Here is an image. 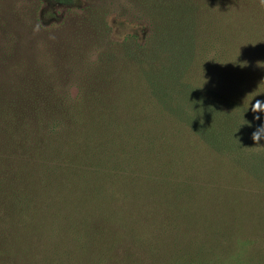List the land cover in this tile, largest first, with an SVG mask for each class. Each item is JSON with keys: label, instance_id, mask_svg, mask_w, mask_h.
<instances>
[{"label": "rangeland", "instance_id": "1", "mask_svg": "<svg viewBox=\"0 0 264 264\" xmlns=\"http://www.w3.org/2000/svg\"><path fill=\"white\" fill-rule=\"evenodd\" d=\"M158 3L0 0V100L43 66L66 106L38 165L0 179V264H264V137L212 111L264 107V25L225 11L212 34L157 35Z\"/></svg>", "mask_w": 264, "mask_h": 264}, {"label": "trees", "instance_id": "2", "mask_svg": "<svg viewBox=\"0 0 264 264\" xmlns=\"http://www.w3.org/2000/svg\"><path fill=\"white\" fill-rule=\"evenodd\" d=\"M60 1L67 3L69 0ZM230 2H232V6ZM233 6L234 8L240 6V11L234 10ZM149 10L153 12L154 16H159L160 18L159 24H154L152 29L157 35L167 37L177 32L181 33L183 36L186 31H188L187 34L192 37V40L201 34H212L216 27V18L220 13L225 11H232L235 16H247L248 21H252L254 25L255 23L259 24V20L261 24L264 25V2H262V0H177V4L171 2V0H159L158 5ZM102 11V13L98 11L96 13L91 12L90 14L94 15L95 20L99 16L101 18V22L98 20L100 22L99 25H102L105 29V20L102 18L105 13L104 10ZM220 31L222 35H225V31L222 27ZM247 33L248 37L251 38L252 32L249 26ZM130 41L133 42L134 39ZM190 42L192 47L188 45L189 41L182 43V53L187 50L194 53L195 44L193 41ZM141 48L145 47L142 46ZM260 55L264 57V52H260ZM260 63H262V61ZM23 65H28V61ZM37 68H43L40 70L41 77H43L42 84H37L33 80V75H30V78H26L28 84H26V82L23 84L20 82L21 84H18L17 91L20 96L19 101L18 99L7 100L5 97L0 100V167H8V170L0 168V179L2 177L10 178V184L4 187L7 192L15 189L13 182L17 178L11 174L10 171L14 169L13 166H9V163H19V168L21 169L18 170L17 175L26 177L27 167L30 166V163L25 162L27 153L32 151L34 155H36L34 161L37 166V159L39 158L37 156L43 155L45 153L44 151L47 152V150H51L47 148L51 147L52 137L47 131H44V127L40 123L49 112L54 113L55 110L59 108L66 109V106L59 103L61 101L60 94L55 92L54 95V90L52 88L53 78L51 74L49 72L45 73L46 70L43 66ZM51 96H53L52 99H49ZM200 100L201 99H199V101ZM218 101L219 102H217L212 109L214 113L213 120L222 119L224 123L231 121L230 125L234 124L239 128L238 130H242L241 134L248 133V135H260L264 137V107L259 108L262 110H258L254 107L242 106L238 104L239 102L233 103L234 101L230 100L228 97H224V99ZM27 114L32 116L30 117V115ZM240 115L247 117L245 124L239 123L238 119ZM33 123L36 125L34 126L35 133L31 135L29 124ZM14 126L17 127V132L11 130ZM227 129L230 131L229 126H227ZM228 130L223 128L222 131L213 129L212 134L224 137L225 135H223V133ZM237 133L240 132L238 131ZM28 183L33 182L29 179Z\"/></svg>", "mask_w": 264, "mask_h": 264}, {"label": "clouds", "instance_id": "3", "mask_svg": "<svg viewBox=\"0 0 264 264\" xmlns=\"http://www.w3.org/2000/svg\"><path fill=\"white\" fill-rule=\"evenodd\" d=\"M262 2H264V0H262Z\"/></svg>", "mask_w": 264, "mask_h": 264}]
</instances>
